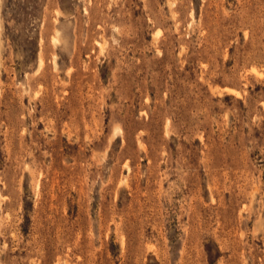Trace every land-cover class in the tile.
Masks as SVG:
<instances>
[{"label": "rangeland", "instance_id": "obj_1", "mask_svg": "<svg viewBox=\"0 0 264 264\" xmlns=\"http://www.w3.org/2000/svg\"><path fill=\"white\" fill-rule=\"evenodd\" d=\"M0 264H264V0H0Z\"/></svg>", "mask_w": 264, "mask_h": 264}, {"label": "bare ground", "instance_id": "obj_2", "mask_svg": "<svg viewBox=\"0 0 264 264\" xmlns=\"http://www.w3.org/2000/svg\"><path fill=\"white\" fill-rule=\"evenodd\" d=\"M57 33V32H56ZM58 36V35H57ZM54 38V37H53ZM55 40H57L56 38H55ZM57 44H58V40H57ZM56 63V62H55Z\"/></svg>", "mask_w": 264, "mask_h": 264}]
</instances>
